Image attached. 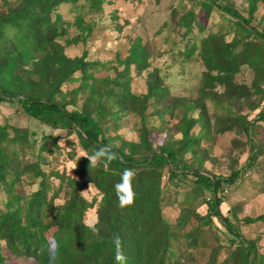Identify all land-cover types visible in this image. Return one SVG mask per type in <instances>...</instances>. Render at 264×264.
I'll return each instance as SVG.
<instances>
[{
  "label": "rangeland",
  "instance_id": "1",
  "mask_svg": "<svg viewBox=\"0 0 264 264\" xmlns=\"http://www.w3.org/2000/svg\"><path fill=\"white\" fill-rule=\"evenodd\" d=\"M215 1L232 5L250 22L240 23L210 0L61 2L50 17L64 28L56 40L62 52L70 59L98 63L48 88L36 72L41 62L49 59L48 47L43 46L18 60L9 73H0L5 84L34 81L37 85L28 91L43 97L52 91L53 99L66 102L68 110L85 108L115 147H123L136 157L147 155L148 148L159 151L163 146L178 149L185 145L179 151L178 164L184 173L178 172L172 179L166 166L158 183L160 211L175 234L163 264H237L233 255L241 238L253 248L248 264H264V221H244L264 215V150L259 147L264 146V123L255 120L264 104V63L258 67L240 65L231 75L232 86H227L220 81L208 83L205 72L218 77L223 72L209 70L204 58L212 37L220 34L236 50L249 45L259 63L264 52V0H256L254 7L253 0ZM20 2L0 0V10ZM14 33L10 29L8 35ZM137 44L143 49L142 70L136 64L126 67L119 61ZM155 77L164 93L143 102L148 82ZM242 116L250 122L249 134L237 123ZM4 125H8V135L2 146L9 162L6 183L0 189L2 210H6L12 195L19 196L12 203L13 209L18 204L24 206L44 185V222L51 220L52 208L75 192L89 204L82 221L98 218L102 193L76 171L85 158L78 160L81 154L91 152L75 131L54 128L33 118L17 102L0 103V128ZM24 134L26 139L22 138ZM242 169L246 174L239 175L241 181L230 188L220 204L222 214L239 234L235 238L216 218L207 221L195 216L208 212L205 196L209 189L199 187L193 172L228 177ZM51 230L46 233L48 238ZM5 245L0 240L12 263L37 264L30 257L10 254Z\"/></svg>",
  "mask_w": 264,
  "mask_h": 264
},
{
  "label": "trees",
  "instance_id": "2",
  "mask_svg": "<svg viewBox=\"0 0 264 264\" xmlns=\"http://www.w3.org/2000/svg\"><path fill=\"white\" fill-rule=\"evenodd\" d=\"M67 1L75 2L76 0H21L15 7L10 6L0 10V50H2L0 51V73H9L16 68L18 60L30 56L32 52L36 53L43 46L48 47L49 59L47 62L42 61L36 72L39 71L41 83L48 88H55L70 80L75 71L84 72L87 67L98 63L84 61L82 58L70 59L62 52L61 45L56 42L57 38L63 34L64 28L51 20L50 13L56 5ZM210 1L240 23L250 22L232 5L221 4L215 0ZM255 1H252L253 7ZM10 29L15 31L12 36L8 35ZM5 44L7 46L2 49ZM17 44H23L24 49H20ZM8 45H11L10 48ZM250 48L249 45H243L240 50H236L233 44L225 42L220 34L214 35L204 58L209 70L221 71L223 75L218 77L209 71L205 72L208 83L220 81L227 86H232L231 75L240 65L263 66L264 52L258 63L256 59L254 60L255 55ZM143 59V49L137 44L125 59L119 61L126 67L136 64L142 70L145 67ZM21 84L13 82L5 84L0 79V103L17 102L27 115L54 128L61 127L75 131L84 148L91 153L99 147L112 144L104 135L101 124L91 117L85 108L68 110L66 102L53 99L52 91L45 97L28 91L27 89L30 90V87L37 85L34 81ZM245 90L248 91V88ZM159 92L164 93V87L155 77L148 82L147 93L142 101H147ZM100 109L99 107L98 110ZM255 120L264 123V104ZM237 123L244 132L249 134L250 122L244 116L240 117ZM186 125L190 124L186 122ZM7 127L8 125H4L0 128V189L6 183L5 171L9 162L4 152L5 148L2 146V142L8 135ZM145 135L143 134L144 139ZM187 136V131H184V138L187 139ZM22 138L26 139V135H22ZM53 140L56 144L55 137ZM130 145L133 146V144ZM257 146L255 144L254 148ZM184 147V144L178 149L163 146L159 151L148 148L149 153L142 154L140 157L125 152L123 147H115L114 151L120 154L122 160L113 162L108 169L103 167L90 169L87 158L79 162L76 170L79 177H86L85 181L92 182L102 193L98 213L99 238L84 227L82 214L89 204L77 192L72 193L71 198L63 204L52 208L51 220L44 222L42 206L47 202L43 185L31 194L24 206L18 204L17 208L13 209L12 203L18 201L19 196L12 195V199L7 202L6 210L0 208V240L5 242L10 254L17 257H30L37 264H116L115 247L112 241L118 235L128 258L127 264H163L169 253L171 238L175 234L171 232L168 222L161 214L158 183L166 166H169V177L172 179L178 176V172L184 173L178 165L179 151ZM259 147L260 150H264L261 144ZM125 168H133L137 173L134 180L137 198L132 206L121 208L114 185L119 181ZM182 168L184 169L185 165ZM244 169L228 177L208 175L198 171L193 173L199 187L215 192L224 183L233 182L236 177L244 173ZM10 190L12 191V184L9 185ZM224 198L225 196L213 197L210 202H207L208 212L203 216L199 214L195 216L207 221L216 218L237 238L239 234L234 230L229 218L220 210V204ZM244 221L247 223L264 221V215L246 217ZM51 228L53 230L48 238L46 233ZM236 243L238 245L234 249L233 258L237 264H248V256L253 248L248 246L242 238L237 239ZM0 264H14L5 255L1 246Z\"/></svg>",
  "mask_w": 264,
  "mask_h": 264
},
{
  "label": "clouds",
  "instance_id": "3",
  "mask_svg": "<svg viewBox=\"0 0 264 264\" xmlns=\"http://www.w3.org/2000/svg\"><path fill=\"white\" fill-rule=\"evenodd\" d=\"M131 139V137H126ZM115 145L108 144L95 149L91 154L84 152L78 158L85 157L89 161V168H101L108 169L113 162L121 161L122 157L116 151H114ZM77 164L73 167L76 168ZM72 169V170H73ZM137 173L133 168H125L120 175L119 181L114 185L116 197L119 201V207L126 208L132 206L137 198V192L134 187V180ZM91 184L89 185V188ZM86 191V190H84ZM81 191V192H84ZM99 219L97 217H91L84 221V227L96 237H100ZM115 247V261L116 264H127V256L123 251V244L121 238L117 235L112 241Z\"/></svg>",
  "mask_w": 264,
  "mask_h": 264
},
{
  "label": "built area",
  "instance_id": "4",
  "mask_svg": "<svg viewBox=\"0 0 264 264\" xmlns=\"http://www.w3.org/2000/svg\"><path fill=\"white\" fill-rule=\"evenodd\" d=\"M242 174H246V173H242ZM242 174H240V176H242ZM240 176L236 177L235 180L229 184L224 183L222 187L215 192H212L211 190H209V194L205 196V200L207 202H210L213 197L220 198V197L226 196L227 193H229L230 188L234 185H237L241 181Z\"/></svg>",
  "mask_w": 264,
  "mask_h": 264
}]
</instances>
